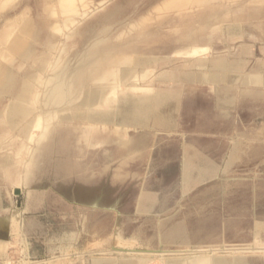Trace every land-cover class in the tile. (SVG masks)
Returning a JSON list of instances; mask_svg holds the SVG:
<instances>
[{
	"label": "rangeland",
	"instance_id": "rangeland-1",
	"mask_svg": "<svg viewBox=\"0 0 264 264\" xmlns=\"http://www.w3.org/2000/svg\"><path fill=\"white\" fill-rule=\"evenodd\" d=\"M167 1L76 0L78 14H66L59 0H0V36L5 29L19 32L26 17L40 28L28 58L8 56V38L0 43V64L20 79L40 76L37 94L51 72H39L35 59H72L116 12L115 30L127 26V34L109 42L116 44L111 53L162 60L120 81L109 103L120 110L164 96L146 111L148 126L129 127L120 112L109 125H78L89 113L78 109L45 121L36 94L27 119L37 118L33 140L22 135V124L11 129L0 119V264H163L205 255L264 264V0H210L181 10L166 7ZM209 5L231 11L224 23L201 31ZM143 18L148 29L138 39L139 29L129 31ZM192 30L206 38L196 55L176 47ZM144 36L155 40L146 43ZM231 62L241 68L228 70L225 81L203 78L218 63ZM0 94V109L8 110L15 100ZM109 105L92 112L104 117ZM48 127L52 132L43 139Z\"/></svg>",
	"mask_w": 264,
	"mask_h": 264
},
{
	"label": "bare ground",
	"instance_id": "bare-ground-1",
	"mask_svg": "<svg viewBox=\"0 0 264 264\" xmlns=\"http://www.w3.org/2000/svg\"><path fill=\"white\" fill-rule=\"evenodd\" d=\"M59 1L62 2L61 8H60L62 9L61 10L62 13L70 14L73 11L76 13L79 11L77 9V5L74 4L75 3L74 1L76 0H59ZM206 1L211 2L210 0H168L165 3V6L174 7V8H177L178 10L179 9L181 10L184 6H194L195 4H200ZM84 6H87V5H83V7ZM52 11H55V9ZM230 11H231L230 8L227 9L226 11H222L214 5H209L204 11L205 16H204L203 21L201 22L199 30L205 31V30L212 28L214 25L224 23L226 21L224 19L225 18L224 15L226 16L227 14L230 13ZM115 13L109 14L108 24H105L99 30H97L96 32H93L92 34L93 38L91 37L93 40L90 43V45L86 49H84L83 52H80L77 55H75L72 59L70 58L65 59V57H60V58H57V60L54 63H50L48 60L46 61L44 58L40 59V56H39V59H35V60H40V62H38V69H37L39 72L41 73L45 71L51 72L49 76L43 79L45 83V87L38 94H37L36 89L38 88L39 84L42 82V79L40 78V76H38L37 74L31 73V76H30L31 78H28L27 76H25V79H20V78H17L16 73L11 68L3 64H0V93H2L3 95L7 93L11 94V96L15 100L14 102L12 101L13 104L12 105L10 104L11 106L9 107L8 110L6 108H5V111L0 109V119H3L7 123H9L11 129H15L17 128L18 125L22 124L21 125L22 135L29 139L32 138L31 140H33V137H35L36 135L33 133L34 135L33 137H31L30 134H32L31 130H34L35 126L33 127L34 129L31 127L33 126L32 123H34V121H37V118L35 120H29V121L27 119L32 113V110L29 108V105L33 101L34 96L36 94L35 96L36 97L35 103L37 104L36 109L38 110V112L41 113L40 116H42L44 119L46 118L45 121L48 120V118L54 116L55 113H58V111L60 110L62 111L65 109H78L80 111L88 110L89 112L84 115L81 114V116L78 117V120H77L78 125L84 124V125H90L93 127L99 124L109 125L107 122L112 121V117L117 112H120L123 115V121L126 122L128 126L129 124L132 126H138V125L145 126L147 123L145 125L143 124L144 122H146V120L144 119L146 115V111L150 109L151 106L154 104H155L154 106H160L164 100L163 99L164 96L149 97L148 99L145 98L141 100V102L139 100L134 102L129 107H126L123 109L121 108L120 110L119 108L117 110H113L112 104L109 103L112 101L109 99L108 94L111 93L113 89L116 88L115 86L119 84L120 81L131 76L136 71L144 75L146 73V69L149 66H151L152 64H159L162 58H159V56L153 57V54L114 55L113 53H111L112 48H114V51H115L116 44H114L113 46L109 42L115 43L113 41L114 38H118V37L120 38L122 37V35L127 34V31H126L127 26L121 32H119V30H115V23H116V21H114L116 19ZM70 20L72 21L73 19H69V21ZM32 21L29 20V17L28 19L26 17V19L23 20V23L21 22L20 24L21 27L19 29V32L11 33L9 32V30L5 29V32L2 34V36H0L2 37L0 38V43H2L1 39H3L2 41L4 42V37L6 39L8 38L7 41H5L7 44L5 46V52L8 54V56L11 55L13 57L21 56L23 58H28L30 55H32L35 52L33 43L39 40L40 28L36 26L35 24H33ZM147 21H148L147 18H143L142 20H139L137 22L133 21L134 22L133 26L131 27L129 32L134 31V28L139 29L137 37L138 39H140V37L144 35V32H147L146 31L148 29L147 24H146ZM56 28L59 29V27H56ZM55 34L57 33L55 32ZM74 34H75L74 36L76 35L78 37L81 36V34H79L78 31H76ZM117 34H119L118 37L115 36ZM147 34H150V33H147ZM8 35L10 36L7 37ZM149 39H152L153 41L155 40L154 37L151 38L150 36H148L146 38L144 36L142 41L147 43ZM233 40L235 39H232V41ZM205 41H206V38L203 34H200L199 31L197 32L195 30H192L188 34L181 35L180 37L177 38L176 47L178 48L182 47L183 49L191 48V50H194L195 52L198 48L201 47L200 46L201 43ZM52 45L54 44H51V40L49 39L48 46L52 47ZM204 49L205 48L201 50L202 53ZM102 50H107L109 52L102 53ZM6 53H5V56H7ZM63 53H65V49ZM196 54L198 53L195 52L194 55ZM3 55H1L0 53V57L1 56L3 57ZM34 58H35V55H34ZM4 59L6 61V58ZM1 62L2 61H0V63ZM240 65H241L240 63H237L236 66L235 65L233 66V63L231 65L230 63L229 64L228 63H218L216 65L217 66L216 69L219 72L217 70L215 71L213 70L214 72L205 74L203 78H205V80L212 82V83L216 82V84L223 82L225 81V78L227 76V71L231 69L239 70L241 68ZM188 77L190 79L197 78L196 75H189ZM261 79L259 81H261ZM114 94H115V91H114ZM77 100H79V102H76ZM148 102L149 104L146 105ZM107 103L108 105L110 104L109 106L111 108L108 112H106L105 115H103L104 117H101V115L97 112H96L97 114L95 112L94 113L92 112V109L100 108L106 105ZM59 116H56V117H59ZM56 117H53V118H56ZM98 118L102 120H98ZM39 120H42V119H39ZM142 126L140 127L142 128ZM51 132L52 131L50 127H48L46 131L43 133V136H42L43 139L48 138ZM40 137L38 140L36 139L37 142L35 141L39 145L36 147L35 151H32L34 158L35 156L38 155L41 149L39 146L40 144H42L41 141L43 139H41ZM20 153L21 151L18 152V155H20ZM163 253H166V252H163ZM178 253L180 254V252ZM179 254L178 256L181 255ZM165 257H168V256H165ZM243 257L244 256H241V255L233 256L231 260L235 261V264H244L242 263L244 262ZM180 258L173 259V260H166L163 264H227L224 260L225 257L223 258L222 256H219V255L196 256V257H192L188 259H182V258L180 259ZM157 261L159 260L157 259ZM122 263L123 264H146L147 261L145 259H141V260H138L137 262L124 261ZM96 264H117V263H113L112 260H103V261H100V263L99 261H96Z\"/></svg>",
	"mask_w": 264,
	"mask_h": 264
},
{
	"label": "crops",
	"instance_id": "crops-1",
	"mask_svg": "<svg viewBox=\"0 0 264 264\" xmlns=\"http://www.w3.org/2000/svg\"><path fill=\"white\" fill-rule=\"evenodd\" d=\"M255 78V80L256 81H259L261 78H263L261 75H256V77H254ZM262 80V79H261ZM1 243V242H0ZM224 258V257H223ZM232 259V258H231ZM231 259H227V258H224V260H225V262L227 263V264H235V261H232ZM243 260H244V262H242V263H244V264H251V262H250V260L249 259H247V258H245V257H243Z\"/></svg>",
	"mask_w": 264,
	"mask_h": 264
}]
</instances>
